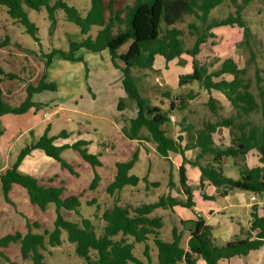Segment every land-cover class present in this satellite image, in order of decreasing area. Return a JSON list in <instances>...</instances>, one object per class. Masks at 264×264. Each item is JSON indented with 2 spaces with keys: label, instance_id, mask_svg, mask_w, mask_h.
I'll return each mask as SVG.
<instances>
[{
  "label": "trees",
  "instance_id": "16d2710c",
  "mask_svg": "<svg viewBox=\"0 0 264 264\" xmlns=\"http://www.w3.org/2000/svg\"><path fill=\"white\" fill-rule=\"evenodd\" d=\"M225 0H91V5L83 17L79 10L68 5L64 0H0V6L5 7L7 14L14 21L25 27L26 32L40 42L38 28L27 15L26 8L41 11L47 9L48 18L53 28L56 26L58 10H63L66 20L76 24L84 39L81 42H71L70 49L63 51L54 49L45 55L47 59L45 71L38 81L27 87L26 99L18 106L9 103L5 98V92L0 86V135L1 118L8 114L23 115L32 109L40 110L43 105L33 100L36 94L43 92H56L58 85L48 80L47 70L57 55L66 61H80L76 57L77 52L85 49L92 53L108 51L115 68L123 73V88L127 99H120L117 108L124 111L127 100L135 102L137 115L130 119L129 125L123 128L124 136L129 140L152 143L156 147L157 154L164 160H170V154H180L183 163L180 166L179 184L186 194V200L161 196L158 201L142 204H121L119 194L126 187H137L141 181L148 183L147 177L140 178L130 172L139 160V149L135 150L132 158L126 162L116 163L114 180L107 187V193L115 196V204L106 208L101 218L105 222L102 234L98 235L92 220L81 219L79 222L66 220L62 210L79 212L81 207V194L64 198L66 188L54 184L44 185L36 177L25 174L20 170L24 159L33 151L40 150L47 157L57 161L62 169L74 173L72 164L64 160V151L73 149L78 152L84 161L93 168L102 167L101 156L89 152V141L78 140L72 145L58 146L55 144L59 138L67 139L68 132L63 131L57 136H50V126L45 133L31 144L24 147L14 164L0 173V182L5 201L14 204L10 198V192L15 185L23 187L31 204L37 206L43 212L50 204L55 205L57 217L52 230H44L34 233L33 227L40 229V224L27 221L28 232L23 234L16 232L0 238V259L9 260L3 249L11 244H18L22 258L31 259L33 264H44V255L47 244L52 248L60 247L63 233H67L69 243L75 245L76 254L83 258L87 264H144L134 256L137 243L145 244L144 255L150 259L149 241H153L158 250V264H196L198 260H204L206 264H218L223 259H231L236 256H246L251 251L259 250L264 246V216H260L257 209L252 214V233L244 239L238 238L223 246L215 244L212 227L206 224V220L198 217L196 220L184 221L172 228V240L164 241L161 238V230L165 225L163 217L156 215L160 209H174L175 207L194 209L193 193L188 183L186 163L198 167L200 172V184L204 186L207 181L217 189H222L221 195L238 190L250 192L257 196L264 194V123L255 125L248 117L260 111L264 119V86L257 83L259 93L256 95L251 90V83L246 79L247 70L240 68L234 59H226L216 71H208L197 57L201 48L213 38V29L221 27H236L242 30L245 41L250 44L252 31L242 16V7L236 15H229L225 19L211 20L210 15ZM235 2V0H231ZM264 2V0H262ZM186 16H193L206 27L199 29L195 25L190 28L195 31V41L192 47L187 48L184 31L177 27ZM99 27L95 38L89 36L92 27ZM130 42L125 53L119 50ZM189 55L193 60V71L190 74L179 76L178 85L183 87L192 83H198L210 94L208 106L210 111L217 113L218 103L212 96V91L221 92L230 101L234 115L223 118L221 121H207L197 128L189 118L187 112L190 108L192 95H177L170 100L168 111H164L158 105H152L149 99L142 96L138 80L134 70H153L158 56L169 64ZM121 62V64L119 63ZM0 73L3 71L0 69ZM170 99L169 91L163 93ZM182 114L181 133L178 138L169 136L164 126L171 123L172 113ZM229 129L231 144L229 146L217 145L214 135L221 129ZM186 141V145L182 143ZM197 150L194 161L185 157V152ZM252 151L259 155L260 165L249 168L246 165V157ZM233 158L240 167V178L233 180L224 173V160ZM206 160V164H202ZM238 160H243L241 164ZM238 161V163H237ZM100 175L95 177L90 185L92 191L97 190L100 183ZM54 178L50 179V183ZM228 186V188H224ZM204 197L208 198L206 195ZM95 205L96 201L88 202ZM99 210V207L97 208ZM186 232L188 241H186ZM96 254V259L92 258ZM149 262H151L149 260ZM11 264H18L11 262Z\"/></svg>",
  "mask_w": 264,
  "mask_h": 264
},
{
  "label": "rangeland",
  "instance_id": "374dc122",
  "mask_svg": "<svg viewBox=\"0 0 264 264\" xmlns=\"http://www.w3.org/2000/svg\"><path fill=\"white\" fill-rule=\"evenodd\" d=\"M64 1L76 7L83 17L86 16L91 5V0ZM239 7H242L243 19L252 31L250 44L245 41L243 32L239 28L230 26L216 28L211 31L214 37L208 39V42L202 46L197 59L210 72L218 70L226 59H234L240 68L247 70L246 79L250 81L251 90L257 95L259 93L257 83L260 82V77L262 78L260 83L264 86V2L262 0H235V2L225 0L221 6L213 10L210 21L236 15ZM25 10L30 21L38 28L40 42L35 41L26 32L25 27L11 19L6 8L0 6V69L3 71L2 74L0 73V84L6 92V100L15 106L26 99L27 87L32 83L35 84L46 72L45 55L50 54L54 49L68 51L71 42H81L84 39L80 28L66 20L63 10L57 11V22L54 28L46 8L39 12L28 8ZM190 25H195L199 29L206 27L193 16H186L184 21L177 25L184 31L187 48L192 47L195 41V36L192 35L195 31L190 28ZM99 29L97 26L92 27L89 36L95 38ZM129 45L130 42L126 43L119 53H125ZM76 56L80 61L69 62L59 55L53 58L47 70V76L49 81L57 83L58 90L44 92L41 98L35 99V102H38L44 98L49 106L56 105L55 109H43L37 112L33 110L23 115L8 114L2 118V126L6 131L3 136H0V171L3 170L2 166L10 168L15 155L31 142L38 140L48 126H51L49 133L51 135L68 132V144L72 145L80 139L91 141L90 153L101 156L102 167L93 168L73 149L64 151L62 156L65 161L73 165L74 173L62 169L61 165L52 158L47 157L49 159L47 160L44 154L36 153L30 162L32 166L35 165L36 170L33 173L39 178L34 177L40 180L41 184L64 186L66 188L64 198L75 194L82 195L79 212L62 210L63 217L71 222H79L83 218L90 219L96 227L97 234L101 235L105 225L101 215L106 208L115 204L116 195L111 196L106 190L114 180L117 162L129 161L134 151L140 149L142 158L137 161L130 173L142 179L147 177L148 183L141 181L137 187H126L119 197L121 204H142L156 202L161 196H168L171 193H174L178 199L185 200L178 173V167L182 161L174 154H171L170 162L164 160L157 154L154 144L130 141L124 136L123 128L128 126L130 119L137 115L138 109L135 102L128 99L125 110H118V100L124 97L125 93L111 83L113 82L112 74L115 71L107 52L92 53L80 50ZM192 71V57L185 54L169 64L158 56L153 70L136 69L134 74L142 96L149 99L152 105L162 107L164 111L169 110L170 100L177 95H192L187 114L198 129L207 121L218 122L234 115L230 101L221 92H212V96L218 103V111L213 113L208 106L210 94L201 85L192 83L179 87V76L190 74ZM165 91L171 93L170 99L163 95ZM73 96L77 98L73 99ZM65 101L68 104L64 103ZM57 114H60L59 117L56 116ZM171 117H173L172 124H166L164 129L168 131L169 136L175 137L181 132L183 115L174 112ZM248 120L258 126L264 123L260 111L251 114ZM29 129L33 131V134L28 133ZM216 144L225 146L231 144L229 129L220 130L216 135ZM195 155L197 154L190 156V161L195 160ZM253 155L255 156L254 153ZM251 159L255 160L254 157ZM238 161L244 164L243 160ZM201 162L205 165L207 161ZM255 164H258L257 158ZM186 167L189 172L190 188L193 192H200L198 167L188 162ZM96 173L101 179L97 190L92 191L90 185ZM51 178H54L52 183H50ZM219 192L220 190H216L214 195L215 204L218 205L220 212L208 223L214 226L213 230L218 243L223 242L220 244L225 245L239 233L240 226H246L249 215L243 204L250 201L251 194L233 190L227 198L218 195ZM241 195L243 201H241ZM10 198L14 204L5 201L0 182V238L16 232L26 234L27 221L31 224L34 222L40 224V229L32 228L34 233L54 228L57 217L55 205L50 204L43 212L31 204L27 191L18 185L13 187ZM93 200L96 204L89 205L88 202ZM98 207L99 210H97ZM173 210L158 211L165 222L161 230V238L167 242L172 240L174 225L180 229L183 228L180 219L194 220L195 218L188 209L175 207ZM149 246L150 259L144 255L145 244L143 243L135 245L134 256L144 264H158V250L152 240L149 241ZM3 252L9 260L1 258L0 264H11V262L33 264L31 259L22 258L18 244H11L3 249ZM261 252L255 251L249 254L260 255ZM41 253L44 255V264H87L76 254L75 245L68 242L66 232L63 233L60 247L52 248L47 244L46 249L41 250ZM92 258L96 259L95 253H92Z\"/></svg>",
  "mask_w": 264,
  "mask_h": 264
},
{
  "label": "crops",
  "instance_id": "0c3cea01",
  "mask_svg": "<svg viewBox=\"0 0 264 264\" xmlns=\"http://www.w3.org/2000/svg\"><path fill=\"white\" fill-rule=\"evenodd\" d=\"M82 50H85V49H82ZM105 52H107L108 54H109V52L108 51H103V53H105ZM78 53V52H77ZM100 53H102V52H100ZM77 55V54H76ZM109 56H110V54H109ZM77 57V56H76ZM111 57V56H110ZM78 58V57H77ZM111 61H112V59H111ZM69 62H71V61H69ZM77 62V61H76ZM112 66H113V70L115 71V72H113V74H112V80H113V82H111V83H113V84H115L116 85V87L117 88H120V91L122 92H124L125 93V90H124V88H123V84H122V80H123V73H122V71L120 70V69H117V68H115V66L113 65V62H112ZM52 82V81H51ZM0 86L3 88V86L0 84ZM3 90H4V88H3ZM215 91V90H214ZM214 91H212V92H214ZM4 92H5V90H4ZM216 92H218V91H216ZM42 94H44V92L43 93H40V94H36L35 96H34V98H33V100L35 101V99L36 98H41L42 97ZM94 94V93H93ZM122 93H120V95H121ZM5 95H6V92H5ZM75 97V98H74ZM94 97V96H93ZM127 97V95H126V93H125V96L123 97L122 96V98H126ZM77 97L76 96H73V99H76ZM209 98H210V96H209ZM121 99V98H120ZM119 99V100H120ZM118 100V101H119ZM69 102V101H68ZM37 103H39V104H41V105H43V107L42 108H40V110H43V109H55L56 108V105H54V106H49V104L47 103V102H45L44 101V98L43 99H41L40 101H38ZM64 103H66V104H68L66 101L64 102ZM117 105H118V103H117ZM35 111V109H32V110H30L29 112H31V111ZM40 110H38V111H40ZM35 112H37V111H35ZM55 112H59V111H57V110H55ZM28 113V112H27ZM14 115V114H13ZM59 115L60 114H57L56 116L57 117H59ZM4 117V116H3ZM2 117V118H3ZM136 117V116H135ZM135 117H133V118H135ZM2 118H1V128H2V130H3V134L2 135H0V136H3L4 134H5V127L4 126H2ZM132 119V118H131ZM170 124H172V123H170ZM31 129V128H30ZM30 129H29V132L28 133H31V134H33V131L31 130L30 131ZM225 129V128H224ZM223 129V130H224ZM225 130H227V129H225ZM50 132H51V126H50ZM49 132V133H50ZM220 132V131H219ZM219 132H217L215 135H214V140H215V142H216V135H218V133ZM69 134V133H68ZM50 136H55V135H51V134H49ZM59 135V134H58ZM179 135H182L183 137H185L184 136V134H182L181 132H179V133H177L176 135H175V137H173V138H178V136ZM33 136V135H32ZM57 136V135H56ZM172 137V136H171ZM61 139V140H60ZM69 139V137L67 138V139H63V138H59V139H57L56 140V142H55V144L56 145H58V146H63V145H71V144H68L67 142L69 141L68 140ZM80 140H85V139H80ZM129 140V139H128ZM86 141H89V140H86ZM130 141H138V140H130ZM77 142V141H76ZM90 142V145L88 146V149H90V146H91V141H89ZM32 143V142H31ZM30 143V144H31ZM141 143V142H140ZM143 143V142H142ZM145 144L147 143V142H144ZM182 145L183 146H185L186 145V141H184L183 143H182ZM139 149V148H138ZM22 150V149H21ZM20 150V151H21ZM89 152H90V150H89ZM197 150H189V151H186L185 152V157L188 159V160H191L190 158V156L192 155V154H197ZM20 153V152H19ZM19 153L18 154H16L15 155V157L13 158L14 160H13V162L11 163V166L14 164V162L16 161V159H17V157H18V155H19ZM36 153H38V154H44L42 151H40V150H35V151H33L29 156H27L25 159H24V161L22 162V164L20 165V170L23 172V173H25V174H29V175H33V176H36V177H38L37 175H35V173H33V172H35V170H36V167H35V165L34 166H32L31 165V162H30V160H31V158L32 157H34L35 156V154ZM253 153L255 154V156L253 155ZM93 154V153H92ZM141 154H140V149H139V159H141L142 158V155L140 156ZM174 155H176V156H179L180 158H181V161H182V163H183V157L180 155V154H174ZM44 156H45V158H47V156L44 154ZM11 157V156H10ZM195 157H196V155H195ZM255 158V160L254 161H252V159L251 158ZM49 158V157H48ZM47 158V160H49ZM256 158H257V160H258V164H255L256 163ZM170 160H171V154H170ZM182 165V164H181ZM180 165V166H181ZM246 165L249 167V168H252V167H256V166H258V165H260V163H259V155H258V153L256 152V151H252V152H250L249 154H248V156L246 157ZM180 166L178 167V170H179V168H180ZM2 168H3V170L2 171H0V173H2V172H4L7 168H9V167H7L6 168V166H2ZM187 168V167H186ZM223 168H224V173H225V175L227 176V177H229V178H231V179H233V180H237V179H239L240 178V167L239 166H237V164H236V162H235V160L233 159V158H227V159H225L224 160V166H223ZM187 173H189L188 172V169H187ZM199 176H200V173H199ZM39 178V177H38ZM52 179V178H51ZM189 180V179H188ZM199 181H200V178H199ZM188 183L190 184V182L188 181ZM201 183V182H200ZM201 185V184H200ZM13 190V189H12ZM192 190V189H191ZM216 190H220V192L218 193V195H220V196H223V197H227V198H229V194L232 192V191H230V192H228L227 194H224V195H221V193H222V189H217V188H215L214 186H212V185H210L207 181H205L204 182V186H203V189H202V186H201V191L200 192H193L192 191V193H193V201H194V203H195V206H194V209L193 210H190V209H188V210H190L191 212H192V214H193V216L195 217L194 218V220H196L198 217H202V218H204L205 220H206V224H208L209 226H211L212 227V230H213V225H211V224H209L208 223V221H210L212 218H214L217 214H219V212H220V209L219 208H217V206L218 205H216L215 204V195H214V192L216 191ZM203 192V193H202ZM235 192V191H234ZM244 192V191H243ZM184 193V192H183ZM250 193V192H249ZM251 195H250V201L249 202H246V204H243V207H245V209L248 211V215H249V218H248V220H247V223H246V226H240V229H239V233L238 234H236L235 236H234V239H231L230 241H233V240H235V239H238V238H242V239H244V238H246L247 236H248V233L250 232V229H251V226H252V214H253V212H254V210L255 209H257V212H258V214L260 215V216H264V194L263 195H261V196H257V195H255V194H253V193H250ZM199 195V197H197ZM204 195H206L208 198H206V197H204ZM168 196H172L173 198H177V197H175V195H174V193H171V194H169ZM184 198H185V200L187 199V196H186V194L184 193ZM243 196L241 195V201H243V198H242ZM182 208V207H181ZM184 209H187V208H184ZM160 210H164V209H160ZM167 210H172V209H167ZM158 211L159 210H157L156 211V215H159V216H161L160 214H158ZM174 211V210H173ZM162 217V216H161ZM183 220V219H182ZM192 219H189V220H184V221H191ZM180 221H181V219H180ZM250 233H252V237H255V235H256V232H250ZM187 238V237H186ZM188 239L189 238H187L186 239V241L185 242H187L188 241ZM213 239H214V242H215V244L216 245H218V246H223L222 244H220V243H223V242H219L218 243V241H217V239H216V237H215V234H214V230H213ZM225 241V240H224ZM230 241H228V242H230ZM227 242V243H228ZM255 251H262L261 253H260V255H255V254H248V255H246V256H236V257H233V258H231V259H223V260H221L218 264H264V246L262 247V248H260L259 250H255ZM255 251H251V252H255ZM196 264H206V262L204 261V260H198V262L196 263Z\"/></svg>",
  "mask_w": 264,
  "mask_h": 264
},
{
  "label": "water",
  "instance_id": "95a60500",
  "mask_svg": "<svg viewBox=\"0 0 264 264\" xmlns=\"http://www.w3.org/2000/svg\"><path fill=\"white\" fill-rule=\"evenodd\" d=\"M224 188H228V186H225Z\"/></svg>",
  "mask_w": 264,
  "mask_h": 264
},
{
  "label": "built area",
  "instance_id": "2783aa9c",
  "mask_svg": "<svg viewBox=\"0 0 264 264\" xmlns=\"http://www.w3.org/2000/svg\"><path fill=\"white\" fill-rule=\"evenodd\" d=\"M171 119L173 120V117Z\"/></svg>",
  "mask_w": 264,
  "mask_h": 264
}]
</instances>
